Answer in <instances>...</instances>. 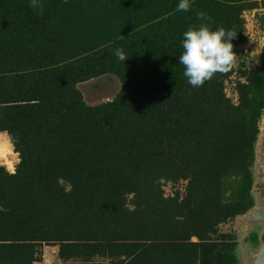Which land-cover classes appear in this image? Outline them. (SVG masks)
I'll return each mask as SVG.
<instances>
[{
	"label": "trees",
	"instance_id": "16d2710c",
	"mask_svg": "<svg viewBox=\"0 0 264 264\" xmlns=\"http://www.w3.org/2000/svg\"><path fill=\"white\" fill-rule=\"evenodd\" d=\"M178 2L0 0V134L20 159L0 166V264L45 247L62 264H238L219 227L253 206L264 58L241 47L264 0ZM201 23L233 33L234 61L192 87L177 57ZM108 76L119 92L89 105L79 87Z\"/></svg>",
	"mask_w": 264,
	"mask_h": 264
},
{
	"label": "clouds",
	"instance_id": "9594fccd",
	"mask_svg": "<svg viewBox=\"0 0 264 264\" xmlns=\"http://www.w3.org/2000/svg\"><path fill=\"white\" fill-rule=\"evenodd\" d=\"M28 6L39 10L38 0H28ZM191 0H179L177 11L188 12ZM198 19L205 21L203 13L198 14ZM182 53L177 57V63L184 68L183 76L192 87H201L210 80L215 73L226 72L234 61L232 40L235 38L230 30L224 27L213 29L208 23H201L189 27L182 34ZM115 57L124 61L125 54L120 49L114 50Z\"/></svg>",
	"mask_w": 264,
	"mask_h": 264
},
{
	"label": "water",
	"instance_id": "95a60500",
	"mask_svg": "<svg viewBox=\"0 0 264 264\" xmlns=\"http://www.w3.org/2000/svg\"><path fill=\"white\" fill-rule=\"evenodd\" d=\"M259 21L264 29V9L259 13ZM262 54L264 58V51ZM84 98L87 102L85 94ZM5 135L10 139L7 133ZM0 166L4 167L1 163ZM250 173L252 177L250 195L253 199V206L245 214L228 222L227 229L229 231L225 234H232L236 238L234 255L238 264H264V109L258 122L254 160ZM252 236H256V243H251ZM58 264H62L61 260H58Z\"/></svg>",
	"mask_w": 264,
	"mask_h": 264
},
{
	"label": "rangeland",
	"instance_id": "374dc122",
	"mask_svg": "<svg viewBox=\"0 0 264 264\" xmlns=\"http://www.w3.org/2000/svg\"><path fill=\"white\" fill-rule=\"evenodd\" d=\"M261 11L262 10H255L244 13V18L246 20L245 34L249 37L250 44L248 46L241 47V58H243L245 61L248 60L251 62V65H256V61L254 62V59L258 58L264 51V29H262L259 21V13H261ZM247 54H249V57H247ZM235 80L236 76H233L231 81L226 83V92L228 97L234 96L233 82H235ZM108 82L111 84H106ZM91 85H96L98 88L102 87L103 85H108L112 87V90L104 91L103 88H100V90L103 91H101L98 95H95L94 93L90 95L89 91ZM119 88V82L115 77L112 76L97 79L90 83L81 85V90H83L88 104L91 105L111 100L119 92ZM19 162V155L14 152V147L11 145L10 139L5 134H0V163L6 168V170L14 172ZM164 190L166 196H173L178 190L183 192L184 185L182 184L173 187L169 186ZM219 230L221 233L229 231L227 229V224H222L219 227ZM58 260V247H45L43 250L42 261L38 264H58Z\"/></svg>",
	"mask_w": 264,
	"mask_h": 264
},
{
	"label": "flooded vegetation",
	"instance_id": "af4514ba",
	"mask_svg": "<svg viewBox=\"0 0 264 264\" xmlns=\"http://www.w3.org/2000/svg\"><path fill=\"white\" fill-rule=\"evenodd\" d=\"M259 57H260V56H259ZM106 84L110 85L111 83L108 82V83H106ZM108 85H103V86L100 87V88H103L104 91H110V90H112V87H111V86H108ZM100 88L96 87V85H91V86H90V91H89L90 95L93 94V93H94L95 95H98L101 91H103V90H100ZM220 233H221V232H220Z\"/></svg>",
	"mask_w": 264,
	"mask_h": 264
}]
</instances>
